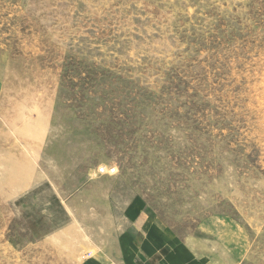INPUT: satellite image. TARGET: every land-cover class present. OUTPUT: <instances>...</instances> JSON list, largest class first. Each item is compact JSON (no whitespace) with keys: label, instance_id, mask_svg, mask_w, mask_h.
Segmentation results:
<instances>
[{"label":"rangeland","instance_id":"rangeland-1","mask_svg":"<svg viewBox=\"0 0 264 264\" xmlns=\"http://www.w3.org/2000/svg\"><path fill=\"white\" fill-rule=\"evenodd\" d=\"M198 248L264 264V0H0V264Z\"/></svg>","mask_w":264,"mask_h":264},{"label":"crops","instance_id":"crops-1","mask_svg":"<svg viewBox=\"0 0 264 264\" xmlns=\"http://www.w3.org/2000/svg\"><path fill=\"white\" fill-rule=\"evenodd\" d=\"M124 238H126V237H124ZM124 238H122L120 240V243L122 242V245L120 246V248L123 251H129L130 249L128 246V242L124 243ZM145 239H148V240L145 241L144 243L139 244L140 246H139V248H137V250H138L137 255H142V257H144L148 260V263H150V262L152 263L153 260L158 259V258H156V254L164 246L158 248L156 244L154 245V241H156V237H155V233L153 231H150V234H148V236H146ZM163 239H167V238H163ZM131 242H132V245H134L133 244L134 241L132 240ZM199 254H200V249L198 248V264H216V262H214V263L212 262L211 256H208L206 263H203L204 260L200 257ZM163 262H164V259L161 260L160 264H164ZM167 264H169V260H167Z\"/></svg>","mask_w":264,"mask_h":264}]
</instances>
